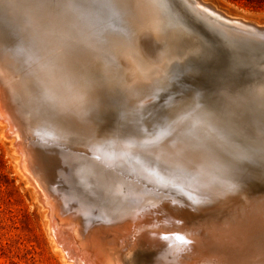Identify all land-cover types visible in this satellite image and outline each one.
<instances>
[{
	"label": "bare ground",
	"instance_id": "obj_1",
	"mask_svg": "<svg viewBox=\"0 0 264 264\" xmlns=\"http://www.w3.org/2000/svg\"><path fill=\"white\" fill-rule=\"evenodd\" d=\"M47 2L50 0H17L18 6L8 9L0 0V17L14 36L10 39L0 25V131L15 148L12 151L18 154L16 161L25 182L45 209L52 242L62 258L70 264H260L262 256L257 257L256 248L264 224L261 227L256 221L264 219V178L259 161L253 166L245 165L240 177L242 192L230 198L220 192L218 182L232 181L227 175L219 174L215 161L208 156L189 158L174 142L168 141V136L174 129L183 128L186 136L197 142L192 144V151H198L201 143L210 141L220 155L225 148L218 145L217 138L238 149L255 144L243 134L235 142L229 137L232 143L216 134L212 124L200 123L202 111L219 106L212 105L210 101L215 100L208 99L212 89L198 97L193 92L207 68L187 62L186 70L179 71L173 67L176 62L170 64L164 58L154 63L149 61L143 49L144 38L151 35L161 40L162 33L156 27H137L133 32L131 13L120 5H141L136 14L157 27H169L175 39L186 35L201 44L197 31L212 38L222 32L230 42H243L249 51H259L260 64H264V22L230 13L211 0H170V12L150 6L154 0H108L115 5L113 20L97 30L92 18L76 9L55 12L32 9V3ZM177 16L183 28L176 24ZM80 32L93 37L91 51L97 53L95 61L110 71L107 87L93 97L97 110L88 114L95 122L94 131H89V125L79 117L74 124L43 119L40 106L29 101L30 92L43 87L53 106L73 110L81 104V97L92 90L89 76L80 70L82 65L60 55L64 37ZM130 40L134 41V49H126L127 67L116 68L105 59V53H112L115 64L120 65L115 54L125 49ZM18 47L20 52H16ZM116 113L145 115L147 120L159 125L158 135L145 139L139 134L134 141L124 143L117 135L112 138L111 125ZM189 123L192 127H185ZM217 123L226 127L232 138L236 136L238 129L229 121ZM162 131L166 135L161 136ZM57 146L95 160L108 176L105 184L109 182L120 193H111L115 198H111L115 200L112 208L105 203V210L96 213L88 209L90 203L71 204L66 198L61 199L60 188L54 187L53 180L48 181L52 170L47 159L38 157L43 150H55ZM227 151L230 159L239 154L229 148ZM161 160L170 162L167 171L159 166ZM92 172L98 176L97 169ZM178 195L186 197L190 204ZM245 206L263 210V215L258 214L254 218L257 220L251 222ZM207 207L213 209L198 218V213L206 212ZM93 218L101 220L93 221ZM189 218L193 219L192 225ZM177 236L192 243H182Z\"/></svg>",
	"mask_w": 264,
	"mask_h": 264
},
{
	"label": "rangeland",
	"instance_id": "obj_2",
	"mask_svg": "<svg viewBox=\"0 0 264 264\" xmlns=\"http://www.w3.org/2000/svg\"><path fill=\"white\" fill-rule=\"evenodd\" d=\"M211 1H215V4L230 13L244 15L260 22H264V8L247 6L244 3L234 2L232 0ZM110 10L111 12L105 10L106 23L113 20L114 14L112 11L114 8ZM186 11L189 12V14H193V11L190 8H187ZM79 12L81 13V11ZM108 14H112V17L110 15L108 16ZM6 24L4 18L1 19L0 17V25H2L7 31L6 33L11 39L14 36L11 34V28L9 26L6 28ZM20 30H22V28H20ZM201 32L202 31H197L196 33L203 45L207 46L206 50L201 48L200 43L186 35L179 37V39H174L168 45L162 43L161 40L148 35L144 38L145 46L143 49H145V57L152 63L158 62L160 59L164 58V60H167L170 64L171 62L173 64L176 62L173 67H176L177 70L180 69L179 71L186 70L184 65L187 62L197 63L200 64L201 67L207 68V73H205V76H202L203 79L196 85L197 88H200L199 91L197 88H193V92L196 91V97H198L199 95H202V92H208L212 89L210 93L211 95L209 94L208 99L209 101L215 100L210 101V103L218 104L219 106L217 108H223L226 105L229 95L240 96L239 103L235 104L233 109H231L232 112L238 114H235L232 117H227V114H225L226 118L220 120L223 121L225 119L226 122L229 121L231 123L232 127L238 129L234 133L236 136L233 138L230 136V139L233 142H235V138L242 137L241 134H243L249 139L247 141H250L255 145H248L249 147L239 148V150L237 147L232 146V144L228 145V143L226 144V142L224 143L221 141L222 138H217L218 145L225 148L223 152L221 150V155L223 157H229L228 159H230V156H228L230 155V151H227L228 148L232 151L236 150L235 152L241 154L244 151V153H247L246 151L251 152L254 148L258 149L259 147V134L262 124L260 93L261 89L264 88V83L261 82L262 77H264V64H260L259 62V59H262L260 57V52L249 51V49H247L248 46H246L245 43L239 41L236 42V44L232 43L224 37L225 35L222 32H218V35L215 38L203 35ZM201 35L203 37H200ZM227 43L231 46L227 45ZM3 104L5 106V102H3ZM6 112L10 115L8 110H6ZM116 114L117 115L111 125L112 133L110 135H112V138L116 135L118 136L117 138L121 137L120 141H122V143L134 141L135 138H138V135H141L139 122H143V124L146 123V125L148 122L145 115H139L138 113L130 116H125L126 114L122 113ZM229 129L232 130L231 128ZM226 138L232 142L229 137ZM7 139L8 138L2 136L0 131V264H70L62 258V254L54 246L47 225V218L44 214L45 209L41 206L39 201L36 200L32 187L26 184V178L22 175L19 164H17L16 161L18 154L15 155V153H13L12 150L15 148H12L9 139ZM53 149L55 150H41L42 152L38 154V157L42 160L47 159L48 168L52 170V173L48 177V181L53 180V182L56 183L54 187L60 188L61 193L59 192V194H62L60 196L61 199L64 200L66 198L71 204L74 203V201H83L86 204L90 203L93 207L88 204V209L90 208L96 213H101V211L103 212V210H105V203H107V207L111 205L114 206V195L120 193L115 192L109 182L105 184L108 176L102 172L103 170H100L101 168H99V165L95 160L88 155L85 156L84 153H81L80 155L78 152H69L66 147L57 146ZM253 163L255 164V162H245V165L253 166ZM75 167H77L76 170ZM95 169H97L98 176L92 172ZM111 177L113 178L112 175ZM94 181H96V183ZM88 186H90L91 189L88 188ZM92 186L94 187L92 188ZM94 188L95 190L97 188V190L95 191ZM111 193H114V195ZM178 196L183 202L186 201V203L190 204V202L186 200V197H182V195ZM78 202L75 203L77 204ZM80 203L81 202L78 204ZM235 205L239 204L236 203ZM244 208V211L246 210L245 212H247L249 216L250 214L251 216L253 215L252 217H249L250 220L258 218V214L263 215V210L257 211L253 208H247L246 206ZM185 209H187V206ZM212 209V207H207L206 212L198 213V218L209 213ZM232 209L234 210L236 208L233 206ZM252 210H254V212ZM249 218L246 219L249 220ZM92 220L97 221L101 219L93 218ZM192 220L193 219L189 218V224L192 223ZM247 220L245 221L246 223H248ZM254 220L256 221L257 219ZM259 220L260 221L256 222L262 227L264 219ZM252 221L253 220H251V222ZM259 233V240L257 241L259 243L258 245H260V236H262L264 231L261 232L260 230ZM259 247L260 246L256 248L258 250H256V252L258 254L257 257L260 258L261 254H259ZM260 259H262L260 264H264V257H261Z\"/></svg>",
	"mask_w": 264,
	"mask_h": 264
},
{
	"label": "snow or ice",
	"instance_id": "obj_3",
	"mask_svg": "<svg viewBox=\"0 0 264 264\" xmlns=\"http://www.w3.org/2000/svg\"><path fill=\"white\" fill-rule=\"evenodd\" d=\"M2 4L3 7L8 9H13L18 6L17 0H2ZM150 6L162 8L169 12L172 10L170 0H154ZM113 7H115V5L109 3L108 0H80L79 3H61L60 0H50V2L47 3H32V9H47L50 12H55L64 8L79 10L92 18L97 30L102 29L105 24V10H110ZM120 7L126 8L130 11V25L133 32H135L137 27H156L157 31L162 33V43L167 45L175 39L169 27H157L145 18L138 16L136 14V9L141 7V5L127 3L120 5ZM176 24L183 28L182 21L178 16L176 17ZM31 39H33V37L30 35L29 40ZM92 43L93 37L90 34L83 32L69 33L64 37V44L61 48L60 55L67 56L73 61L78 62L79 65H82L80 70L89 76L92 82V90L81 97V104L77 109L67 110L53 106L52 98L43 87L34 88L29 94V101L30 103L40 106V116L43 119L61 121L65 124H74L76 123V118L79 117L80 120L85 121L89 125V131L95 130V122L88 114L89 112L94 113L97 110V104L93 97L107 87L110 71L106 66L102 68L96 63L95 57L97 53L91 51ZM206 47L207 46L203 45L201 42V48L206 50ZM127 48L134 49V41H127L125 49H122L119 54H115L120 60V65L115 64V60L113 59L114 54L112 53H105V59L116 68H120L121 65L127 67V65H124V58L128 54L126 50ZM134 55L135 53L133 51V56ZM261 82L264 83V77H262ZM260 98L262 124L259 134V147L258 149L254 148L251 152L241 153L228 159L219 153H216L214 146L210 141H204L199 145L198 151H192V144L197 142L190 140L184 133L183 128L174 129L172 134L168 136V141L174 142L176 148L189 158L193 160L200 159L204 156L212 158L218 167L219 174L227 175L232 181L218 182L220 192L230 198L239 196L242 192V180L240 177L245 171V162H256L258 160L260 163V174L261 177L264 178V88L261 89ZM239 100L240 96L229 95L226 105L223 108L210 106L207 110L202 111L200 115V123L212 124L215 128L216 134L230 137L231 132L222 124L217 123V121L225 118V114H227V117H232L233 115L238 114L232 112L231 109H233L235 104L239 103ZM169 118L171 119V117ZM185 127L191 128L192 125L189 123L185 125ZM97 135H99V133H97ZM160 135H166V131H162ZM156 139L159 140V136H157ZM169 163V161L161 160L159 166L167 171ZM177 240H180L182 243H192L191 241L185 240L182 236H177ZM259 246L261 256L264 257V233H262ZM129 264H131V262H129Z\"/></svg>",
	"mask_w": 264,
	"mask_h": 264
},
{
	"label": "water",
	"instance_id": "obj_4",
	"mask_svg": "<svg viewBox=\"0 0 264 264\" xmlns=\"http://www.w3.org/2000/svg\"><path fill=\"white\" fill-rule=\"evenodd\" d=\"M18 48L19 49L16 52H20V47H18ZM14 50H15V48H14ZM151 121L152 120H148L147 125H146V123L144 125L143 122H141V123L139 122V126L141 128V136L144 137L145 139L154 137L153 134L158 135L157 133L159 131V128H158L159 125L156 126L155 123H152Z\"/></svg>",
	"mask_w": 264,
	"mask_h": 264
},
{
	"label": "trees",
	"instance_id": "obj_5",
	"mask_svg": "<svg viewBox=\"0 0 264 264\" xmlns=\"http://www.w3.org/2000/svg\"><path fill=\"white\" fill-rule=\"evenodd\" d=\"M238 3H244L247 6H252L256 8H264V0H232Z\"/></svg>",
	"mask_w": 264,
	"mask_h": 264
}]
</instances>
